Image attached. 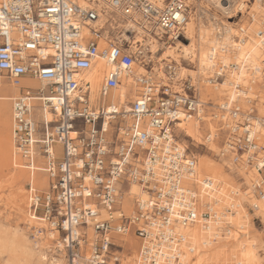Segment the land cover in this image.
Listing matches in <instances>:
<instances>
[{
	"label": "built area",
	"instance_id": "1",
	"mask_svg": "<svg viewBox=\"0 0 264 264\" xmlns=\"http://www.w3.org/2000/svg\"><path fill=\"white\" fill-rule=\"evenodd\" d=\"M83 1L82 6L79 0H0V77L15 86L22 78H33L46 87H21L10 115L13 154L30 171L39 160L47 178L46 191L34 190L28 204L29 218L43 224L28 225L30 237L37 242L56 233L53 248L60 243L65 264H123L124 242L113 236L130 233L141 242L136 264H155L151 251L161 241L179 245L182 240L173 233L176 225L207 226L216 220L209 204L196 197V158L179 143L180 125L203 115L204 106L189 81L174 91L171 82L148 73L134 77L140 91L130 103L129 123L123 125L124 113L114 112L108 129L103 128V107L91 102V84L82 76L98 60L112 65L99 89L104 99L124 85V75H132L136 59L129 43L114 40L100 47L105 8L99 0ZM103 1L123 16L140 15L157 30L150 33L159 44L186 42V0L163 1V7L153 0ZM145 68L152 70L148 64ZM213 75L209 84H219L224 68ZM234 90L235 99L213 107L211 117L220 129L213 139L221 138V157L258 172L253 192L262 199L264 115L255 108L256 98H248L242 111L237 102L241 87ZM33 94L46 95L39 101L55 121L33 116ZM208 140L206 136L204 143ZM131 183L142 195L133 199V212L126 217L121 198ZM250 209L255 211V205ZM171 260L175 264L178 257Z\"/></svg>",
	"mask_w": 264,
	"mask_h": 264
},
{
	"label": "bare ground",
	"instance_id": "2",
	"mask_svg": "<svg viewBox=\"0 0 264 264\" xmlns=\"http://www.w3.org/2000/svg\"><path fill=\"white\" fill-rule=\"evenodd\" d=\"M153 1L159 7L164 6L163 0ZM223 1L224 4L226 3V6L222 5L221 2ZM245 1L246 0H212L224 14L236 9L243 12L246 6ZM229 2L233 3L229 5ZM98 3L99 6L105 8V13H103L100 18V23L103 26L105 25L102 40L99 41L100 47L106 46L108 41H110L111 37L109 36V32L121 29L120 37L123 38L125 41H123L124 43H129L130 50L133 52L136 59L132 75L123 76L124 85L119 89L109 91L104 99L100 97V105H102L103 114H105L103 128L108 129L109 123L114 116L112 113L114 112L124 113L123 116L125 120L122 123L123 125L129 123V114L127 112L130 111V103L137 100L140 91V89L134 85V77H139L148 73L153 76L155 80L159 79L162 83L166 80L164 84L171 82L170 85L175 91L179 90L184 79L188 80L192 86L196 84L203 85V83L210 85L209 80L214 76V72L224 68V75L220 83L211 84L210 87L205 86L204 92L208 94L212 89L216 91L215 97L220 98L224 96V99L232 100L235 99L236 94H238L234 90V87L235 85H239L241 87L239 94L242 95L237 101L239 108L242 110V104L240 105V102L244 101L246 109L248 98H256L257 102L255 108L258 110L260 116L264 115V83H262L263 81L261 80L264 74V0H253L251 10L247 12L250 21L247 22L244 27L239 28L237 32L231 27L223 25L222 28L225 29V35L220 30H217L215 23H210L211 25L209 28L198 26L193 15L189 13L188 22L184 30L186 42L176 41L171 45L159 44L158 40H155L150 33H156L157 30L150 28L140 15L137 14L131 18L126 17L117 10L106 7L103 0H99ZM79 4L83 6L85 3L83 0H79ZM256 14L260 16L256 17ZM126 33L134 35L133 40H130V37ZM148 52L151 54V58H155V64L158 65L156 73L162 75L165 80L155 76L153 73L154 69L151 71L146 70L145 64H147L146 58ZM137 60L139 62H137ZM187 60L191 64L195 63L193 70L182 67L181 62ZM111 67L112 65L107 63V61L98 60L90 70L83 74L82 78L91 84L89 94L91 96V101L96 98L94 93L98 92L99 96V89L104 81L103 76ZM23 79L30 78H22L18 86L10 83L11 87H14L10 97L6 96L3 91L4 88L0 87V105H3L13 98L14 91L21 88ZM31 79L35 80L33 78ZM1 83L2 82H0V85ZM39 83L42 85L43 90L46 91L45 84ZM255 95L256 97H254ZM32 97L34 98L31 103V106H33L32 113L35 117L40 118L41 116L47 122L55 121L56 116L54 113L42 107V103L39 101L40 98L46 97V95L33 94ZM34 102L39 103V108L34 107ZM200 102L204 106L201 99ZM209 105L212 106L211 103ZM259 108L262 109L261 113H259ZM245 109L242 111H245ZM208 119H205L201 114L200 117H189L180 125V128L184 131V137L189 138L194 145L202 144L203 132L202 129H200V124L208 123L205 137L208 136L209 140L205 143L203 142L202 145H205L208 150L213 152L216 145L213 137L219 134L220 129L210 122V120L212 121V117ZM261 145L264 146V138L261 141ZM56 146L58 147V145H55L53 149H55ZM180 147H187V145L180 143ZM220 152L221 150L218 152V156L220 161L225 162L222 163L224 165H219L205 158L203 155L198 154L196 159V176L192 179L198 201L202 204H209L216 220L209 221L207 226H203L200 223L187 227L176 225L173 231L175 235H180L182 238L179 244L190 246V255L195 256L198 254V250L203 247L204 244L213 245L216 238L220 236L222 224L233 226L234 224L239 225L242 223L245 219L243 204L246 201L255 205V212L257 214L264 216V195L262 199H259L253 192L254 184L257 179L260 178L258 172L254 168L245 165L232 164L230 159L221 157ZM12 160H14V167L25 165L20 156L18 157L16 154ZM226 170L229 171V173ZM233 171H236L243 182H245V186H247L245 192L240 193L235 182H233L231 178V173ZM29 194L30 192L17 189L16 194L13 196L15 204L17 203L18 206H23L25 201L27 204ZM141 195L140 188L131 183L128 189L124 191V195L121 198V203L123 201V203H125L124 209L128 212V208L131 203H133V199ZM129 201H131V203ZM119 215L120 212L114 214L116 217ZM123 215L124 214H122V216ZM217 218L223 220V223H220ZM37 225H42V223L38 222ZM15 234L19 242L18 248L21 249L23 255L33 256L37 254L38 261L40 260V262L46 260V256L44 253H40L42 251L41 249L38 251L34 249L39 246V243L41 244L45 240L54 245L53 240L57 239L56 233H48L46 236H40L37 242H34V244L30 246L33 240L27 242L21 234ZM127 235L131 234L127 233L123 237L113 236V240L118 243H120V241L124 242L125 247V244L130 242V240L126 238ZM41 245H46V242H43ZM55 248L57 249L56 252L62 255L60 243H57ZM175 248L176 245H174V243L165 244V242L161 241V244H158V246L151 251V257H153L155 264H173L171 258H173L172 253ZM243 248L244 247H242V249ZM138 249L136 252L137 254H135L132 261H130L131 251L130 249L124 248V252H127L126 254L123 252V257L126 258L123 264H136V261L139 259ZM247 249L250 248L247 247ZM242 258H247L248 264H257L256 257L250 250L244 252ZM186 259H182L181 262L187 264ZM63 260L64 259L59 256V259H51L49 264H62ZM200 260L201 259L198 260L197 264H199ZM238 261L241 260L238 259Z\"/></svg>",
	"mask_w": 264,
	"mask_h": 264
},
{
	"label": "rangeland",
	"instance_id": "3",
	"mask_svg": "<svg viewBox=\"0 0 264 264\" xmlns=\"http://www.w3.org/2000/svg\"><path fill=\"white\" fill-rule=\"evenodd\" d=\"M164 3L168 2L169 0H163ZM211 1V2H210ZM246 6L243 9L244 11L231 10L227 14H224L220 11L215 3L212 0H186L189 6V13L193 15L196 23L198 26L209 28L211 25L210 23H215L217 30H220L224 35L226 34L225 29H223V25L226 27H231L236 32L239 28L244 27L247 22H249V15L247 12L251 10L253 6V0H246ZM222 5L224 1L221 2ZM233 2H229V5ZM259 14H256V17H259ZM120 31V32H119ZM109 36L111 37L110 41H124L121 36V29L109 32ZM134 35L130 36V40H133ZM144 40V39H143ZM125 42V41H124ZM139 44V43H138ZM156 57V56H155ZM147 61L146 63L149 67L154 69L153 73L155 76L160 77L161 79L165 80L162 75L156 73L158 65L155 64V58H151V54L147 53ZM137 62H139L137 60ZM182 67L188 70H193L195 67V63H190L187 61L181 62ZM163 77V78H162ZM159 80V79H157ZM185 80V79H184ZM261 80L264 83V74L262 75ZM166 81V80H165ZM164 81V82H165ZM188 81V80H186ZM163 82V83H164ZM166 83V82H165ZM183 83V81H182ZM181 83V84H182ZM190 83V82H189ZM32 85V83L30 84ZM264 85V84H263ZM181 86V85H180ZM205 86L210 87L208 84L194 85L196 89V93L198 94L199 98L204 103V118L208 119L211 117L213 112V107L224 100V96L220 98L215 97L216 91L210 90L207 94L204 92ZM198 87V88H197ZM202 89V90H201ZM6 93V90H3ZM201 93V94H200ZM90 96V95H89ZM96 98L91 101L94 105H98L101 102L100 96H98V92L94 93ZM91 97V96H90ZM98 97V99H97ZM91 100V98H90ZM243 101V100H242ZM7 103V102H6ZM212 104L210 106L209 104ZM242 104V105H241ZM259 104V103H258ZM9 103V110H10ZM242 106V110L245 109L244 101L240 102ZM259 106V105H258ZM39 108V105L36 106ZM110 109V108H109ZM262 109L259 108V113H261ZM4 109L0 110V118L3 115ZM33 116H35L33 114ZM7 118L4 120H0V264H49L51 259H59L63 258L60 253L56 252L53 249V244L48 243L46 240V245H41L43 242L38 244L39 248L36 247L35 251L42 250L40 253H44L46 256L45 259L40 262L38 261L37 254L33 256H25L21 252V249L18 248V238L15 237V233L21 234L23 238L27 240V242L31 241L30 233H29V226L35 225L38 222L33 221L28 216V209H29V202L30 198L33 194L34 190L38 192H42L44 188V184L41 181L45 179V176L41 173H36L35 170H28L26 165H19L13 166L14 154L13 152H9L8 149V142H7V135L9 134L10 124H6ZM209 120V119H208ZM210 122L215 125L217 124L215 121ZM6 124V125H5ZM207 124L203 123L200 124V129L203 132V140L206 135L207 131ZM7 134V135H6ZM180 140L184 141L182 144L187 145L189 153H191L194 158L197 159L198 154L203 155L205 158H208L212 162L217 164L224 165L219 159L218 152L221 150V138L218 141H215V150L212 152L207 149V147L203 146L202 144H195L189 139L184 137L183 134H179ZM221 137V136H220ZM55 148H58L57 146ZM227 171V170H226ZM229 173V171H227ZM231 178L235 185L239 189L240 193H243L247 190V186H245V182H243L242 178L238 175L236 171L231 173ZM41 184V185H40ZM28 185L32 188L31 191L27 188ZM43 185V186H42ZM21 189L24 192H30L29 198L26 204L23 206H18L15 204L13 200V196L16 194V190ZM15 191V192H14ZM26 196V194H25ZM132 197V196H131ZM127 198V197H125ZM124 202V201H123ZM122 202V214L123 216H130L133 212L134 206L131 201L130 207L128 208V212L124 209L125 203ZM251 203L246 201L243 204L244 210V220L239 225H228L222 224L221 232L219 238H216L213 245L204 244L198 250V254L190 255V246H183L181 244L176 245L175 250L172 253L173 258L175 255L178 257V260L175 264H183L181 262L182 259L187 260V264H197L198 260H200L199 264H248L247 258H242L243 253L246 251L252 252L255 255L257 264H264V216L257 214L255 211L250 209ZM116 217V216H115ZM43 226V224H42ZM127 239L130 240L129 243L125 244V249H130V261L134 258L133 256L137 254V249L140 246V241L135 239L133 235H127ZM124 239V238H123ZM139 242V243H135ZM34 244L31 241L30 246ZM242 247H244L242 249ZM250 248V249H247ZM246 248V249H245ZM252 250V251H251ZM127 252V251H126ZM126 252H124L126 254ZM242 253V254H241ZM124 254V255H125ZM241 257V258H240ZM241 261H238V259ZM126 260V258H125ZM245 261V262H244ZM65 264V261L63 260ZM62 263V264H63ZM130 264V263H129Z\"/></svg>",
	"mask_w": 264,
	"mask_h": 264
},
{
	"label": "crops",
	"instance_id": "4",
	"mask_svg": "<svg viewBox=\"0 0 264 264\" xmlns=\"http://www.w3.org/2000/svg\"><path fill=\"white\" fill-rule=\"evenodd\" d=\"M0 82H2L1 85H0V87H3L6 90L5 95L10 97L11 94H12V91H13L14 87L12 88L11 85H10V82L7 81L3 77H0ZM31 83H32V85H30ZM21 87L27 88V89H33L35 91L43 90L42 85L38 81H35V80H32V79L31 80L30 79H23L22 86ZM20 94H21V88L20 89H17L16 91H14L13 98H11L10 101H7V103L5 102L3 105H0V110H3L4 109L3 115L1 116L0 120H4V118H7L6 119L7 120L6 121V124H10V129H11V116L10 115H11L12 101L16 97H18ZM9 103H11L10 110H9ZM33 105H34V107H36V106L39 105V103L38 102H34ZM40 118H42V117L40 116ZM10 129H9V134H10ZM7 142H8L9 152H11L12 151V148H13L11 134L10 135H7ZM183 142H184L183 140L180 141V143H183ZM39 162L40 161L38 160V162L34 165L35 166V169H33V170H35L36 173H41V174H43L45 176V179L43 181L40 180V182H42V184H44V187H43L44 189L41 190V191H46V189L48 188L47 187V178H46V174L43 172L42 166L39 164Z\"/></svg>",
	"mask_w": 264,
	"mask_h": 264
},
{
	"label": "snow or ice",
	"instance_id": "5",
	"mask_svg": "<svg viewBox=\"0 0 264 264\" xmlns=\"http://www.w3.org/2000/svg\"><path fill=\"white\" fill-rule=\"evenodd\" d=\"M262 167H264V165H262Z\"/></svg>",
	"mask_w": 264,
	"mask_h": 264
}]
</instances>
